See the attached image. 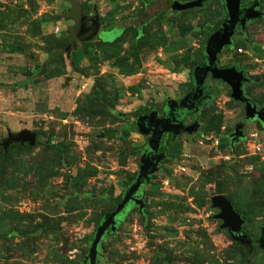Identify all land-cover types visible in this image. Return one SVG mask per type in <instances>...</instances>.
I'll return each instance as SVG.
<instances>
[{"label": "rangeland", "instance_id": "374dc122", "mask_svg": "<svg viewBox=\"0 0 264 264\" xmlns=\"http://www.w3.org/2000/svg\"><path fill=\"white\" fill-rule=\"evenodd\" d=\"M89 1L102 27L91 44H77L84 53L73 55L77 65L64 53L75 25L68 2L0 0V264H89L98 224L114 208L108 197L126 192L141 167L133 151L158 130L152 110L136 117L130 136L106 137L108 129L134 124L129 111L137 99L128 87L144 90L160 112L167 97L181 99L226 17L223 0L202 7L199 0H170L177 10L201 7L179 15L164 10L165 0ZM246 33L247 39L235 33L217 65L245 69L251 82L244 91L261 107L264 62L255 56L264 49V16ZM153 36L168 39L167 46L152 43ZM230 93L222 85L200 109L198 131L172 142V151L166 147L167 158L139 189L142 211L129 205L116 232L103 239L102 264H264V127L247 123L246 136L231 147L227 133L243 109ZM24 130L44 143L5 150L9 134ZM221 140L225 149L216 146ZM216 195L243 215L251 247L219 230Z\"/></svg>", "mask_w": 264, "mask_h": 264}, {"label": "water", "instance_id": "95a60500", "mask_svg": "<svg viewBox=\"0 0 264 264\" xmlns=\"http://www.w3.org/2000/svg\"><path fill=\"white\" fill-rule=\"evenodd\" d=\"M70 4L67 13L68 17L73 18L75 25L69 30L70 44L64 49V53L69 57L73 51H76L78 43H88L96 39L101 30L100 14L96 7L93 8L94 15L89 17L82 9L78 0H64ZM202 1L201 7L209 0ZM226 8V17L219 30L212 33L207 41L203 51L204 63L193 69L192 74V90L180 101H170L166 108V116L162 119H156L158 130L155 136V149L150 157L149 147L153 142L150 139L142 150L141 167L135 178L128 186L126 192L122 196V200L105 215L104 220L99 225L96 234L92 240L86 261L89 264H97L100 258L99 245L107 231H111V235L116 232V217L126 209L127 204L133 202L140 211L144 208L142 198L135 197L138 190L143 184V180L150 181L151 174L157 171L159 163L165 158L164 154L158 155L160 140L165 133H171L174 138L186 132L193 134L197 128L194 123L188 127L184 126L185 120L190 113L196 109V105L200 99L204 97L203 85L208 77L213 80H220L226 84L231 90L230 97L236 102H245L243 83L248 80L243 71H238L235 67L220 68L217 65L218 57L223 50L231 45V38L235 35L237 27L245 28L249 20L260 19L264 13L259 11V1H255L247 7L241 6V0H223ZM246 118L248 120L258 119L264 124V109L257 110L256 106L251 102L246 104ZM152 129V128H151ZM152 132L148 131V134ZM147 134V135H148ZM153 134V133H152ZM237 136L243 137V125L236 130ZM37 142V135L33 131L24 130L17 134H9L8 138L3 141L5 150L9 149L13 144L28 145L34 147ZM212 208L218 210L215 219L221 221L220 231H227L230 236L243 245L252 246V241L244 230L246 223L243 215L239 213L233 203L224 195H216L211 199Z\"/></svg>", "mask_w": 264, "mask_h": 264}, {"label": "flooded vegetation", "instance_id": "af4514ba", "mask_svg": "<svg viewBox=\"0 0 264 264\" xmlns=\"http://www.w3.org/2000/svg\"><path fill=\"white\" fill-rule=\"evenodd\" d=\"M255 1H257V0H241V6L242 7H247V6H250V5H252ZM259 1V6L257 7V9L259 10V11H261L262 12V10H261V5H262V2L260 1V0H258ZM185 3H188V2H185ZM185 3H182L181 2V4H183V5H185ZM199 8H201V7H199ZM171 10H173V9H171ZM173 14H174V12H173ZM87 15L89 16V17H92L93 15H94V13L93 12H90V13H87ZM253 21H255V20H249L248 22H247V24H246V28H240V27H237V29L235 30V33H237L238 35H240V36H242V37H244L245 39H247V33H246V30H247V26H248V24H250L251 22H253ZM203 63H204V60H203ZM202 63V64H203ZM202 64H200V65H202ZM219 67L220 68H230V67H235L238 71H243L244 73H245V76L248 78V80L246 81V82H244L243 83V90H244V87H245V85L247 84V83H250L251 81H250V77L248 76V74L246 73V70L245 69H240V68H237V66L236 65H234V64H230V65H225V66H220V64H219ZM195 68V67H194ZM223 84V82L221 81V83H220V80H213V79H211L210 77H208L207 78V80L205 81V83H204V85H203V89L205 90L209 85H211V84ZM191 85H192V83H191ZM190 88V87H189ZM189 88H188V92H190L191 90H192V88H193V85H192V88H191V90L189 91ZM227 88L229 89V87L227 86ZM205 91H208V90H205ZM244 94H245V98H246V100L247 101H245V102H236V103H238V104H240L241 106H242V109H243V114L241 115V118L240 119H236V121L233 123V126H232V128L228 131V133H227V135H228V140L230 141V143H231V147H233L239 140H241L242 138H244L246 135H245V132H244V129H245V125L247 124V123H253V122H258V123H260L263 127H264V124L262 123V122H260L258 119H253V120H248L247 118H246V104H247V102H251L253 105H255L256 106V108H257V110L259 111V110H261V109H264V106H258L257 104H255L247 95H246V93H245V91H244ZM209 101H211V98L209 97V95H207V98H205V99H200V101H199V103L196 105V109L197 110H193L191 113H190V115H189V117L187 118V119H189V118H191V121H190V123L189 124H187L186 123V120H185V122H184V126L185 127H188V126H190V125H193L194 123H196L197 125H198V123H197V116H198V114L200 113V109L205 105V104H207ZM147 112V111H146ZM143 112H141L140 114H142ZM166 116V114H165V109L163 108L162 110H161V112L159 111V113H158V115H157V117L159 118V119H162V118H164ZM240 125H243V137H241V136H237L236 134H235V132H236V130L238 129V127L240 126ZM198 128H199V125L197 126V128H196V130L195 131H198ZM195 133H193V134H191V135H189L188 133H186V132H182L181 133V135H179V136H177L176 138H174L173 137V135L171 134V133H165V134H163V136H162V138H161V140H160V143H159V148H158V155H161V154H164L165 155V158L164 159H166L167 158V156H168V154L166 153V147H168V149L170 150V151H172V142H174V141H177L178 140V138L179 137H181V136H183V135H187V136H189V137H191V136H193ZM168 139L171 141V143L167 146L166 145V143H167V141H168ZM147 143V142H146ZM145 143V144H146ZM144 144V145H145ZM142 150V149H141ZM141 150H140V153H141ZM140 155V154H139ZM163 159V160H164ZM135 178V177H134ZM133 178V179H134ZM146 183L148 184V182H146L145 180H143V184H142V186H141V188L144 186V185H146ZM135 197H138V198H141V192H140V190H138V192L136 193V195H135ZM122 198V197H121ZM122 200V199H121ZM129 205H132V207H134V208H137L138 210H139V208L133 203V202H129L128 204H127V206H126V209L123 211V212H121V213H123V215L126 213V211H127V209H128V207H129ZM120 213V214H121ZM119 214V215H120ZM119 215L117 216V217H119ZM116 217V223L117 224H119V222H120V219H118ZM108 232L109 231H107L106 233L108 234ZM227 232V231H226Z\"/></svg>", "mask_w": 264, "mask_h": 264}, {"label": "trees", "instance_id": "16d2710c", "mask_svg": "<svg viewBox=\"0 0 264 264\" xmlns=\"http://www.w3.org/2000/svg\"><path fill=\"white\" fill-rule=\"evenodd\" d=\"M79 1V0H78ZM166 2H167V6H166V8L164 9V10H168V9H173V12H174V15H176V14H179V13H184V12H192V11H196V10H198L199 8H194V9H185V10H177L178 8H174V7H171L170 6V0H165ZM179 2V1H178ZM190 2V1H189ZM180 4H181V2H179ZM80 4H81V7H82V9L85 11V13L87 14V13H90V12H92L93 11V8L95 7L94 5H92V4H90V1L89 0H86L85 2H80ZM186 4V3H185ZM164 10H162V11H164ZM161 12V11H160ZM157 14H159V13H157ZM150 18L151 17H147L146 19H145V21L142 23V25H144V24H146L147 23V21H149L150 20ZM222 23H223V20H221L220 22H218L217 24L219 25H217L216 27H214V29L212 30L213 31V33L214 32H216L217 30H219L220 29V27H221V25H222ZM246 28V27H245ZM184 33L182 32V30H181V36L182 37H184L185 35H183ZM151 40H152V43H155V44H157V45H160V46H162V47H165L166 45H167V43H168V39H158V38H156V37H152L151 38ZM92 42H88V43H84V44H87V45H89V44H91ZM261 48V47H260ZM237 49H240V48H237ZM77 52V53H76ZM73 51L72 53H71V59H72V62L73 63H75V64H77V65H81L82 64V62H76L75 61V59H74V57H73V55H75V54H80L81 56L83 55V57H84V53L83 52H81V51ZM91 52V51H90ZM238 52V51H237ZM238 54V53H237ZM258 54L262 57V56H264V51L263 50H259V52H258ZM239 55H240V53H239ZM202 56H203V52H202ZM83 59V58H82ZM203 60H204V57H203ZM83 61V60H82ZM203 63V61L201 62V64ZM196 66H198V65H194L193 67H192V70L194 69V67H196ZM184 67H186L185 65H182L181 67H179V70L180 69H182V68H184ZM178 70V69H177ZM220 83H221V81H220ZM22 86H24V88L27 86V83H24V84H22ZM191 88H192V85L190 84V88H189V91L191 90ZM128 90H129V92H131V93H135L136 92V87L135 86H130V87H128ZM140 113V112H139ZM139 113L138 112H136V113H134V114H131V116H137V115H139ZM123 116H129V115H123ZM122 135V136H124V137H128L129 136V134H128V132H125V131H122L121 133L117 130V129H108L107 131H105V135H106V137H108V138H110V139H113V138H116L117 136H119V135ZM37 143H44L41 139H37ZM46 144V143H45ZM219 144H220V147L222 148V149H225V144H223L222 143V140L219 142ZM133 154H135V155H139L140 154V150H137V151H133ZM147 184V183H146ZM121 197H118V198H109L108 197V200L110 201V203L115 207V205L117 204V203H119L120 201H121ZM233 203V202H232ZM234 205V204H233ZM235 206V205H234ZM235 209H236V207H235ZM102 221V220H101ZM124 221V219H120V222H119V225L120 224H122V222ZM101 223V222H100ZM100 223L98 224V225H100ZM106 235H107V233H105V235H104V237H103V239L106 237ZM103 239L101 240V243H100V245H99V249H100V246H101V244H102V241H103ZM97 264H102V259L101 258H98V260H97Z\"/></svg>", "mask_w": 264, "mask_h": 264}, {"label": "crops", "instance_id": "0c3cea01", "mask_svg": "<svg viewBox=\"0 0 264 264\" xmlns=\"http://www.w3.org/2000/svg\"><path fill=\"white\" fill-rule=\"evenodd\" d=\"M169 11H171L172 12V14H173V10H171V9H169ZM183 13V12H182ZM182 13H179V14H182ZM179 14H176V15H179ZM174 15V14H173ZM249 25V24H248ZM167 46V45H166ZM165 46V47H166ZM261 46V45H260ZM159 47L160 48H162V46H160L159 45ZM263 51H264V49H263ZM250 57H251V55H249ZM255 56V55H254ZM255 60L256 61H261V62H264V56H259V57H256L255 56ZM192 74H193V70H192V73H191V80L189 81V83H186V90H185V93L183 94V96H181L180 98L181 99H183L189 92H188V88L190 87V84L192 83ZM222 85H226V84H211V85H209L205 90H208V91H205L204 90V97H203V99H205V98H207V95H209V97L212 99L213 97H217L219 94H220V88H221V86ZM132 86H135L136 87V92L135 93H131V92H129V95H133L134 96V98L135 99H137L136 100V109H134V111H129L130 113V115L131 114H134V113H136V112H146V111H152V110H155L156 111V119H159L158 117H157V115H158V113H159V110H158V106H159V104L157 103V101H153V100H150V99H144L143 98V95L145 94V92H144V90H141V89H139V87L137 86V85H132ZM227 86V85H226ZM173 87V86H172ZM172 87H170L169 89H171V90H173V88ZM141 95V96H140ZM181 99H178V100H175V99H172V98H169V97H167L166 99H165V101H164V103H163V105H161V106H163L162 107V109L164 108L165 109V114H166V107H167V105H168V103L170 102V101H180ZM140 113H139V115H140ZM138 116V115H137ZM137 116H132L133 118H134V124H133V126L132 127H125L124 128V130L123 131H125V132H128V134H129V136H130V134L132 133V132H134L135 130H136V127H135V124H136V121H135V119H136V117ZM119 131V130H118ZM120 132V131H119ZM121 133V132H120ZM151 135H152V132H150L148 135H142V136H144V137H147L148 138V140H147V143H148V141L151 139ZM146 143V144H147ZM146 144L143 146V148H142V150L144 149V147L146 146ZM142 150H141V152H142ZM179 153H181V152H179ZM178 153V154H179ZM140 155L142 156V154L140 153Z\"/></svg>", "mask_w": 264, "mask_h": 264}, {"label": "built area", "instance_id": "2783aa9c", "mask_svg": "<svg viewBox=\"0 0 264 264\" xmlns=\"http://www.w3.org/2000/svg\"><path fill=\"white\" fill-rule=\"evenodd\" d=\"M238 52H239V53H245L242 49H238ZM253 136H254L255 141H256V138H257L256 136H257V135L254 134ZM218 145H219V141H216V146H218ZM226 158L229 159L230 157H226Z\"/></svg>", "mask_w": 264, "mask_h": 264}]
</instances>
